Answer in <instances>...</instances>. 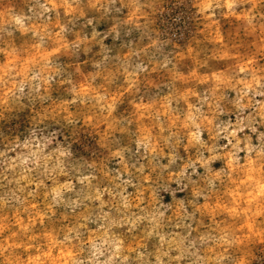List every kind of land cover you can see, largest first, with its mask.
Returning <instances> with one entry per match:
<instances>
[{
    "label": "clouds",
    "instance_id": "clouds-1",
    "mask_svg": "<svg viewBox=\"0 0 264 264\" xmlns=\"http://www.w3.org/2000/svg\"><path fill=\"white\" fill-rule=\"evenodd\" d=\"M0 264H264V0H0Z\"/></svg>",
    "mask_w": 264,
    "mask_h": 264
}]
</instances>
